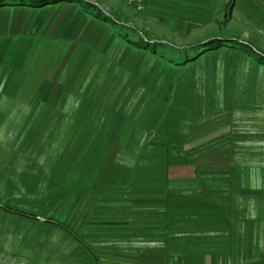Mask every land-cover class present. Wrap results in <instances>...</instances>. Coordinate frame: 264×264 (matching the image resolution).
Segmentation results:
<instances>
[{
    "label": "crops",
    "instance_id": "obj_1",
    "mask_svg": "<svg viewBox=\"0 0 264 264\" xmlns=\"http://www.w3.org/2000/svg\"><path fill=\"white\" fill-rule=\"evenodd\" d=\"M94 4L103 20L79 0L0 5V170L54 173L89 262L264 264V62L246 49L264 54V0H146L158 33L206 27L203 40L244 46V65L210 69L222 99L185 116L135 114L166 62Z\"/></svg>",
    "mask_w": 264,
    "mask_h": 264
},
{
    "label": "rangeland",
    "instance_id": "obj_2",
    "mask_svg": "<svg viewBox=\"0 0 264 264\" xmlns=\"http://www.w3.org/2000/svg\"><path fill=\"white\" fill-rule=\"evenodd\" d=\"M80 3L85 5L86 11L103 20L104 15L100 7L94 3L101 4L104 13L108 14L105 9L112 1L80 0ZM114 12L109 14L118 19L128 20L133 26L130 29L136 36L138 35L132 36L137 41V47L148 53L158 54L165 60L167 66L165 69L162 66L154 69L156 81H159V86L164 83V88L160 91L152 90L153 76L150 77L152 83V85L148 83V86L151 85L150 91L144 94L148 104L142 108L138 107L141 110L135 113L137 116L148 113L157 115L163 112V109L167 116L210 113L211 101L222 99L220 91L209 87L217 78H221V74H209L210 69L225 64L231 65V68L237 63L238 68L244 65L241 59L236 57L240 48L244 50V46L240 45L238 49L226 48L220 43L217 46L216 43L211 44L212 41L202 39L207 31L206 27H199L197 32L193 33H190L188 28L180 32L169 27L159 30L158 33L157 28L142 23L144 17L142 11L132 10L129 13L118 11L117 14ZM111 22L114 29L120 28L117 23ZM128 37L131 35L128 34ZM142 37L149 40L155 37L168 43L167 46L147 44ZM195 38L197 41L193 40ZM227 45L236 47L238 44ZM249 57L251 61L264 62V59H260L256 54ZM230 77L232 82V77L235 76ZM217 109L214 108V114L220 112ZM25 166L27 168L23 170L21 165H16L15 170L6 165L5 170H0V264H96L85 259L84 255L88 248L74 232L77 228V218L70 221L63 219L66 204L59 192L61 188L52 186V182L55 181L52 177L54 173L51 170L31 171L30 161ZM53 191L59 193L50 195Z\"/></svg>",
    "mask_w": 264,
    "mask_h": 264
},
{
    "label": "built area",
    "instance_id": "obj_3",
    "mask_svg": "<svg viewBox=\"0 0 264 264\" xmlns=\"http://www.w3.org/2000/svg\"><path fill=\"white\" fill-rule=\"evenodd\" d=\"M129 7H133L136 11L141 12L144 8L146 0H120Z\"/></svg>",
    "mask_w": 264,
    "mask_h": 264
},
{
    "label": "trees",
    "instance_id": "obj_4",
    "mask_svg": "<svg viewBox=\"0 0 264 264\" xmlns=\"http://www.w3.org/2000/svg\"><path fill=\"white\" fill-rule=\"evenodd\" d=\"M6 0H0V5H2L3 4V2H5ZM76 1H78V0H76ZM80 1V0H79ZM42 2V1H41ZM210 43V42H209ZM214 43H216V44H219L218 42H211V44H214ZM210 48H213V47H210ZM249 52L251 53V52H254V54H256V55H258V57L260 58V59H264V54L263 53H261V52H257V51H253V50H249Z\"/></svg>",
    "mask_w": 264,
    "mask_h": 264
}]
</instances>
